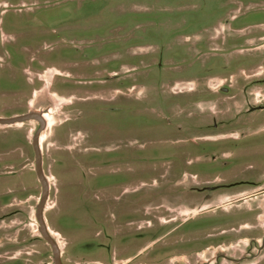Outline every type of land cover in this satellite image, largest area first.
<instances>
[{
  "label": "rangeland",
  "instance_id": "obj_1",
  "mask_svg": "<svg viewBox=\"0 0 264 264\" xmlns=\"http://www.w3.org/2000/svg\"><path fill=\"white\" fill-rule=\"evenodd\" d=\"M12 1L0 264H264V0Z\"/></svg>",
  "mask_w": 264,
  "mask_h": 264
},
{
  "label": "flooded vegetation",
  "instance_id": "obj_2",
  "mask_svg": "<svg viewBox=\"0 0 264 264\" xmlns=\"http://www.w3.org/2000/svg\"><path fill=\"white\" fill-rule=\"evenodd\" d=\"M75 1V0H74ZM5 5V6H12V5H14V1H12V0H7V2H4V3H2V2H0V7L2 6V5ZM18 5H21V6H25L26 4H25V0H18V3H17ZM16 4V5H17ZM15 38V35H11L10 33H5V31H4V29H3V22H1L0 23V45H5L6 44V42L7 41H9L10 39H14ZM14 40H16V39H14ZM239 84H242V81H240V82H238ZM253 83V81H245L244 82V88H250L251 87V84ZM245 91V90H244ZM243 91V92H244ZM231 98H236V96H232ZM259 110L260 111H262V112H264V105L263 106H261L260 108H259ZM32 115H35V116H38V118L37 119H32V120H35V121H38L39 122V129H38V132H39V130H41L43 127V125H44V122H43V119H42V117L43 116H41L40 114H34V113H32ZM1 119V118H0ZM32 120H28V121H32ZM41 120H42V122H41ZM27 122V121H26ZM242 133L243 134H246V135H243V136H245V137H247V136H250L251 135V133L249 134V132L251 131V128L250 127H245V128H242ZM264 133V128H260L259 129V131L257 132V134H259V133ZM242 133L240 134L239 133V131H237L236 133H232V134H238L239 136L237 137V138H240V139H242L243 138V136H242ZM40 135V134H39ZM259 184V183H258ZM258 194H264V189L263 188H261V191L258 193ZM186 222H188V220L186 221ZM215 227H220V226H218V224H216V225H214ZM149 230H151V231H153V230H155V231H153L154 233H158L159 231H161V230H163V229H161L160 227H153V228H151V229H149ZM161 233V232H160ZM223 233V232H222ZM221 234V233H220ZM257 241H258V243H259V247L260 248H263L264 247V243H262L261 241H259V239H256ZM157 241V239H155V240H152V242H156ZM253 256L251 255V254H249L247 257H240V258H238V259H233L234 257H223V256H219V257H216V262L215 263H213V264H223V262L222 261H220L221 259L222 260H225L227 263H232V264H241V263H244V262H247V261H249L251 258H252Z\"/></svg>",
  "mask_w": 264,
  "mask_h": 264
},
{
  "label": "water",
  "instance_id": "obj_3",
  "mask_svg": "<svg viewBox=\"0 0 264 264\" xmlns=\"http://www.w3.org/2000/svg\"><path fill=\"white\" fill-rule=\"evenodd\" d=\"M38 116L32 115V114H27V115H18V116H14L11 118H1L0 119V125H15L18 123H23L26 122L28 120H32V119H37ZM42 122V120H41ZM43 123V122H42ZM44 127V125L42 126ZM39 134L40 131L37 133L35 140H34V146L36 147V143L39 140ZM36 150V154H37V172L39 174V177L43 183V201L42 204L39 207L38 210V219L41 223V232L43 234V236L45 237V239L51 244L52 248H53V253H54V259H55V263L56 264H64L62 262L61 259V250L59 245L55 242V240L51 237L50 233H49V229L45 223L44 220V209H45V203L48 197V193H49V187L46 183V181L44 180V177L42 176V165H41V159H40V154L38 152V150L35 148Z\"/></svg>",
  "mask_w": 264,
  "mask_h": 264
},
{
  "label": "bare ground",
  "instance_id": "obj_4",
  "mask_svg": "<svg viewBox=\"0 0 264 264\" xmlns=\"http://www.w3.org/2000/svg\"><path fill=\"white\" fill-rule=\"evenodd\" d=\"M41 138H43V135L41 136Z\"/></svg>",
  "mask_w": 264,
  "mask_h": 264
}]
</instances>
